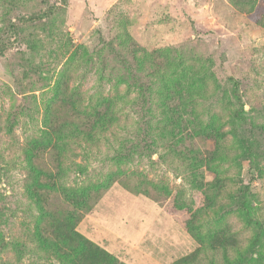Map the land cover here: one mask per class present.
I'll list each match as a JSON object with an SVG mask.
<instances>
[{"label":"rangeland","instance_id":"374dc122","mask_svg":"<svg viewBox=\"0 0 264 264\" xmlns=\"http://www.w3.org/2000/svg\"><path fill=\"white\" fill-rule=\"evenodd\" d=\"M0 47V264H264V0H0Z\"/></svg>","mask_w":264,"mask_h":264},{"label":"trees","instance_id":"16d2710c","mask_svg":"<svg viewBox=\"0 0 264 264\" xmlns=\"http://www.w3.org/2000/svg\"><path fill=\"white\" fill-rule=\"evenodd\" d=\"M2 53H3V49L0 47V54H2ZM65 235H68L69 237L77 240L78 242H80L84 247H86L89 250H90V248H93V250H95V253L98 254L101 258L105 259L107 257V255L104 251H102L98 247L97 248L94 247L88 240H84L81 237H79L75 231L70 230Z\"/></svg>","mask_w":264,"mask_h":264}]
</instances>
